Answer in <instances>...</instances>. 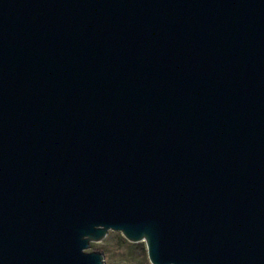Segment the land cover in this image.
<instances>
[{"label": "water", "instance_id": "water-1", "mask_svg": "<svg viewBox=\"0 0 264 264\" xmlns=\"http://www.w3.org/2000/svg\"><path fill=\"white\" fill-rule=\"evenodd\" d=\"M264 264V0H0V264Z\"/></svg>", "mask_w": 264, "mask_h": 264}, {"label": "rangeland", "instance_id": "rangeland-1", "mask_svg": "<svg viewBox=\"0 0 264 264\" xmlns=\"http://www.w3.org/2000/svg\"><path fill=\"white\" fill-rule=\"evenodd\" d=\"M121 237V234L118 232L108 231L104 239L100 242H92L91 244H95L96 248L106 250V253L103 254L104 262L110 264H149L143 242L130 243L125 241L124 243L121 242ZM96 248L89 247L86 251H97Z\"/></svg>", "mask_w": 264, "mask_h": 264}, {"label": "trees", "instance_id": "trees-1", "mask_svg": "<svg viewBox=\"0 0 264 264\" xmlns=\"http://www.w3.org/2000/svg\"><path fill=\"white\" fill-rule=\"evenodd\" d=\"M120 240H121V242H124L125 243V239H123L122 237L120 238ZM90 248H96V246H95V244H90V246H89ZM97 249V251H99L100 253H102V254H105L106 253V250L105 249H103V248H96ZM104 264H110V263H107V262H104ZM141 264H143V263H141Z\"/></svg>", "mask_w": 264, "mask_h": 264}]
</instances>
